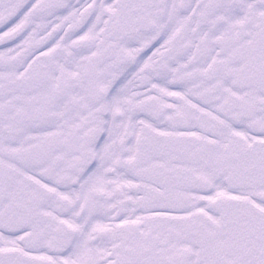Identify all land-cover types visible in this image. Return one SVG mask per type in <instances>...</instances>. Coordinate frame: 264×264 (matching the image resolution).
Listing matches in <instances>:
<instances>
[{"label": "snow or ice", "instance_id": "obj_1", "mask_svg": "<svg viewBox=\"0 0 264 264\" xmlns=\"http://www.w3.org/2000/svg\"><path fill=\"white\" fill-rule=\"evenodd\" d=\"M0 264H264V0H0Z\"/></svg>", "mask_w": 264, "mask_h": 264}]
</instances>
